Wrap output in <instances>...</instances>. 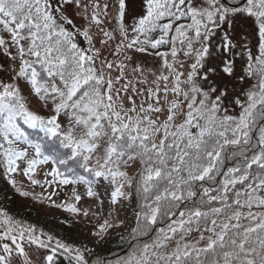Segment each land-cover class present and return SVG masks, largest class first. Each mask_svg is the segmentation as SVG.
I'll return each instance as SVG.
<instances>
[{"label":"snow or ice","instance_id":"obj_1","mask_svg":"<svg viewBox=\"0 0 264 264\" xmlns=\"http://www.w3.org/2000/svg\"><path fill=\"white\" fill-rule=\"evenodd\" d=\"M0 180L96 220L0 207V264H264V0H0Z\"/></svg>","mask_w":264,"mask_h":264},{"label":"rangeland","instance_id":"obj_2","mask_svg":"<svg viewBox=\"0 0 264 264\" xmlns=\"http://www.w3.org/2000/svg\"><path fill=\"white\" fill-rule=\"evenodd\" d=\"M145 58V63L148 66H152L156 61L155 58L149 54H143ZM129 71H131V66H129ZM37 178H41L38 176ZM22 183H19L23 190L26 191H34L36 194H40L42 189L39 186H29L30 182L25 177H20ZM71 186H67L65 188H51L45 189L43 192L44 197L50 195L53 191L57 193V195L52 196V200L62 202L63 200L67 199L71 196ZM81 193L84 191V187L80 186L78 189ZM7 197V199H5ZM101 198L107 203L108 197L106 194L101 193ZM0 202L6 208L9 213L13 215H19L21 213H28L29 218L32 222L36 223L40 227L44 228L46 231H52L58 233L62 236H70L73 239H80V233H86L88 229L92 228V224L96 223L95 218H92V223L88 222L87 218H80L78 222L75 224L71 223H62V221L67 220L71 221L72 216L63 211V209H57L54 207L50 201L38 198L33 199L32 197H21L19 196L15 190H9L4 181L0 180ZM102 209V211H107V207ZM97 204L98 201L89 200L88 198L83 199L80 202V206L83 208L91 207L93 211H97ZM131 218V217H130ZM117 235L112 237V240ZM110 245V244H109ZM109 245L105 246L103 249L104 256L107 255V248ZM91 247V245H89ZM125 251V250H124Z\"/></svg>","mask_w":264,"mask_h":264},{"label":"trees","instance_id":"obj_3","mask_svg":"<svg viewBox=\"0 0 264 264\" xmlns=\"http://www.w3.org/2000/svg\"><path fill=\"white\" fill-rule=\"evenodd\" d=\"M26 127V126H25ZM30 133H32L34 136L35 135H40L38 132H36L35 130L32 129H27ZM52 147H56L58 148L59 145L58 143H53ZM80 173L82 175H87L86 173H84L82 170H79ZM7 188L11 191H13V189L11 188V186L6 185ZM0 207L4 206L2 205V203L0 202ZM11 214V213H10ZM13 215V214H11ZM17 220H21L23 222H25L26 224H35L38 228H42L39 225H37L36 223L32 222L29 218L28 213L24 212L21 213L19 215H13ZM44 229V228H43ZM45 230V229H44ZM124 239H120L119 235H117L111 242V244L109 245V247L107 248V255L104 256V259L106 261H114L116 258L118 257H123L127 254V252L130 250L129 249V243L132 242L131 237L128 235L127 232L123 233ZM146 239V238H144ZM123 250H125L124 252H122ZM90 259H92V257H90Z\"/></svg>","mask_w":264,"mask_h":264}]
</instances>
